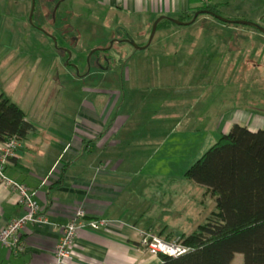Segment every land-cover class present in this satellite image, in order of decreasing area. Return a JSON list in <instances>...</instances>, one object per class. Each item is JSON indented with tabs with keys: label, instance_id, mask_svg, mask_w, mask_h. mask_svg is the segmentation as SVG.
Listing matches in <instances>:
<instances>
[{
	"label": "rangeland",
	"instance_id": "374dc122",
	"mask_svg": "<svg viewBox=\"0 0 264 264\" xmlns=\"http://www.w3.org/2000/svg\"><path fill=\"white\" fill-rule=\"evenodd\" d=\"M28 1L0 0V91L29 119L49 116L50 121L70 117L79 103L92 100L99 110L109 98L90 96L84 89L103 85V78L102 88L117 86L123 93L117 113L139 118L143 174L150 175L163 194L154 215L173 232L164 239L173 242L192 234L216 210V198L185 178L186 171L220 139L223 121L264 119V34L204 14L190 25L156 32L144 50L127 42L111 48L117 31L136 46H145L157 19L145 33L137 19L126 25L123 15L89 12L71 0L63 5L72 4L74 14L69 16L70 9L57 10L60 3L45 11L47 0H35L30 21ZM255 1V8L264 11V0ZM188 19L185 15L182 22ZM244 21L264 27V18ZM100 47L111 48L107 61L100 59L107 70L95 65V57H103L94 54ZM127 68H142L147 86H125ZM79 78V83L71 82ZM233 264H243V255L237 254Z\"/></svg>",
	"mask_w": 264,
	"mask_h": 264
},
{
	"label": "crops",
	"instance_id": "0c3cea01",
	"mask_svg": "<svg viewBox=\"0 0 264 264\" xmlns=\"http://www.w3.org/2000/svg\"><path fill=\"white\" fill-rule=\"evenodd\" d=\"M67 1L47 0L48 6L43 9H54L60 3L58 11L70 9L67 14H74L72 4L69 8L63 7ZM22 2L24 5L31 3L28 0ZM71 2L89 12L106 10L115 17L123 15L128 19L126 25H132V20L137 19L145 27V33L156 19L168 17L179 20L204 3L231 19L261 21L264 18V11L255 8V0ZM53 15L52 12L50 20L54 19ZM45 18H48L47 14ZM143 80L147 78L142 68L133 72L129 68L125 70V86H147ZM80 81L81 78L71 82ZM102 82L99 87L84 89L90 96L109 98L101 102L99 110L92 100L79 103L76 113L70 117H53L47 121L49 116L33 120L26 115L27 121L36 130L20 142L19 155L9 161L4 175L28 187L48 223H29L26 226L21 234L25 250L18 255L9 253L0 245V264H53L60 226L69 223L79 210L85 211L90 219L106 220L108 223L99 232H79L73 264H160L159 258L151 256L139 245L141 232H151L162 238L173 234L169 224L154 215L160 209L159 199L163 194L158 183H153L150 175L143 174L141 154L145 145L141 140L142 132L138 130L140 120L131 115L118 114L117 107L120 104L123 106L120 103L123 93L112 84V88H102L106 78ZM125 86L123 84V89ZM47 123H52L54 127ZM234 124L246 126L253 132L264 130V119H231L220 124V135L228 134ZM24 214L25 209L18 203L17 195L0 180V228Z\"/></svg>",
	"mask_w": 264,
	"mask_h": 264
},
{
	"label": "trees",
	"instance_id": "16d2710c",
	"mask_svg": "<svg viewBox=\"0 0 264 264\" xmlns=\"http://www.w3.org/2000/svg\"><path fill=\"white\" fill-rule=\"evenodd\" d=\"M200 10L218 14L204 3L187 14L188 20ZM171 25L176 24L162 20L157 31ZM35 130L25 112L0 91V142L11 138L21 142ZM185 178L215 196L216 210L192 234L180 235L188 253L161 255L160 264H233L237 254L243 255V264H264V130L253 132L234 124Z\"/></svg>",
	"mask_w": 264,
	"mask_h": 264
},
{
	"label": "built area",
	"instance_id": "2783aa9c",
	"mask_svg": "<svg viewBox=\"0 0 264 264\" xmlns=\"http://www.w3.org/2000/svg\"><path fill=\"white\" fill-rule=\"evenodd\" d=\"M21 150V143L15 138L0 142V180L5 187L17 195L18 203L25 209V214L10 221L5 227L0 228V245L9 253L18 255L24 252L25 247L21 234L30 224L45 225L48 223L46 215L30 193L28 187L22 183L8 179L4 175L6 165L11 159L17 158ZM106 220L90 219L83 210L77 211L75 216L66 225L60 226V239L54 252L53 264H73L77 236L82 230L93 232L101 231L106 225ZM139 245L148 254L159 258L161 255L179 257L190 251L183 245L180 238L167 241L151 232H141Z\"/></svg>",
	"mask_w": 264,
	"mask_h": 264
},
{
	"label": "water",
	"instance_id": "95a60500",
	"mask_svg": "<svg viewBox=\"0 0 264 264\" xmlns=\"http://www.w3.org/2000/svg\"><path fill=\"white\" fill-rule=\"evenodd\" d=\"M35 6H36L35 0H32V9H31V14H30V21H32V17H33V13H34V10H35ZM204 14L210 15V16L214 17L215 19H217L218 21H220V22H222L224 24H231V25L233 24V25H238V26L252 27V28H255L256 30H258L259 32H261L262 34H264V27H262L258 23L244 21V20H229V19H225V18L221 17L219 14H217V13H215L213 11L200 10V11H197L194 14L193 19L191 21H189V22H182L180 20H176V19H172V18H168V17H160V18H158L155 21V23L153 24V27H152V30H151L150 39H149L148 43L145 46H136L134 44L133 40H131L129 37L126 38L125 42L130 43L137 50H144V49H146V48H148L150 46V44H151V42H152V40H153V38H154V36L156 34L158 24L162 20L167 19V20L173 22L176 25L183 26V25H190V24L194 23L199 16L204 15ZM113 44H114V42H113Z\"/></svg>",
	"mask_w": 264,
	"mask_h": 264
},
{
	"label": "flooded vegetation",
	"instance_id": "af4514ba",
	"mask_svg": "<svg viewBox=\"0 0 264 264\" xmlns=\"http://www.w3.org/2000/svg\"><path fill=\"white\" fill-rule=\"evenodd\" d=\"M54 16V15H53ZM117 35H119V36H117ZM117 35H116V38L114 39L115 41H114V44H113V46L116 44V43H118V44H122L123 42H125V40H126V38H124V36L120 33V31H117ZM112 46V47H113ZM111 47V48H112ZM110 49H108V47H100L98 50H96L95 52H94V54L96 53V52H98V53H102L103 54V57H100V56H97V57H95V58H97V59H95V65H98V66H100V67H102V69H104L105 67H103V66H101V65H103V63H102V61L100 60L101 58H105L106 59V61H107V59H108V55H107V51H109ZM65 52V51H64Z\"/></svg>",
	"mask_w": 264,
	"mask_h": 264
}]
</instances>
